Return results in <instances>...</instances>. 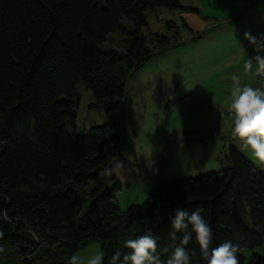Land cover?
Returning a JSON list of instances; mask_svg holds the SVG:
<instances>
[{
    "label": "trees",
    "instance_id": "obj_1",
    "mask_svg": "<svg viewBox=\"0 0 264 264\" xmlns=\"http://www.w3.org/2000/svg\"><path fill=\"white\" fill-rule=\"evenodd\" d=\"M161 8L185 9L179 0H0V264H67L96 243L106 253L103 264H111L116 251H129L124 241L147 228L167 264L180 243L168 235L178 207L205 209L210 248L230 240L239 264H264V167L237 149L223 172L161 182L144 204L125 212L116 194L127 173L100 175L106 166L114 169L124 146L122 106L131 74L184 45L172 20L167 34L145 35L148 13ZM117 32L128 40L124 54L103 50ZM122 64L126 71L109 69ZM82 84L106 117L85 135L75 131ZM186 248L190 264H207L194 236Z\"/></svg>",
    "mask_w": 264,
    "mask_h": 264
},
{
    "label": "rangeland",
    "instance_id": "obj_2",
    "mask_svg": "<svg viewBox=\"0 0 264 264\" xmlns=\"http://www.w3.org/2000/svg\"><path fill=\"white\" fill-rule=\"evenodd\" d=\"M179 1L185 9L161 8L149 12L144 33L150 38L154 33L167 34L166 22L172 20L179 26L184 45L154 57L127 81L122 106L124 146L114 166L115 173H127L122 191L116 194L123 212L144 204L161 182L221 173L230 168L233 148L258 168L264 167L232 138V118L228 112L233 75H239L243 84L264 87L254 70L244 69L252 53L234 52L231 46L224 45L222 36H226L224 28L228 24L214 19L226 12L223 0ZM198 9L200 13L194 11ZM183 20L188 21L190 28L185 27ZM126 24L134 29L131 23ZM213 26L211 36L190 40ZM214 37L220 40L214 43ZM127 44L125 35L117 32L108 37L103 50L124 54ZM109 69L123 72L127 65ZM78 90L81 99L75 131L85 135L93 127L105 125L106 117L86 85H80ZM69 131L74 129L70 127ZM236 204L242 221L253 228L243 199L237 197ZM100 251L102 245L96 243L76 256L86 264L89 257Z\"/></svg>",
    "mask_w": 264,
    "mask_h": 264
},
{
    "label": "clouds",
    "instance_id": "obj_3",
    "mask_svg": "<svg viewBox=\"0 0 264 264\" xmlns=\"http://www.w3.org/2000/svg\"><path fill=\"white\" fill-rule=\"evenodd\" d=\"M244 38L254 52V55H249L244 63L245 71L254 70L256 76L264 77V33L254 36L250 32H245ZM231 81L228 103V112L232 118L231 136L240 142L242 151L250 152L251 157L264 166V87L243 84L239 75H233ZM113 171V168L106 166L100 175L108 177ZM204 211L202 207L191 211L185 207H178L169 216L171 226L169 238L178 239L180 243L167 259V264H190V254L186 246L193 240V236L199 246L201 257L207 261V264H239L238 246L230 240L210 248L213 231L202 215ZM154 215L159 218V207ZM3 218L11 222L6 211L3 213ZM178 233L182 235L178 236ZM32 235L34 239H38L35 232ZM3 236L4 231L0 229V239ZM123 246L129 251L124 254L116 251L111 256V264H162L157 251L158 238L152 233L151 228L145 229L144 234L136 238L126 239ZM0 251H3V248H0ZM105 256L106 253L100 251L89 257L86 264H103ZM67 264H82V262L78 256L72 255Z\"/></svg>",
    "mask_w": 264,
    "mask_h": 264
},
{
    "label": "crops",
    "instance_id": "obj_4",
    "mask_svg": "<svg viewBox=\"0 0 264 264\" xmlns=\"http://www.w3.org/2000/svg\"><path fill=\"white\" fill-rule=\"evenodd\" d=\"M223 3V9L226 12L221 16L214 17V19L215 21H224L225 25L228 24V27L224 28L226 36H222L224 45L231 46L230 48H233L231 50L234 52H245L246 50L254 55L252 46L244 38V34L250 32L252 35L257 36L264 33V0H223ZM199 12L201 11L199 10ZM182 22L186 24V28H190L188 21L183 20ZM213 29H215L214 26L206 28L203 32L192 36L190 40L196 41L194 38L202 34V38L198 40L203 39L205 36H211ZM213 40L216 43L220 39L214 37Z\"/></svg>",
    "mask_w": 264,
    "mask_h": 264
},
{
    "label": "built area",
    "instance_id": "obj_5",
    "mask_svg": "<svg viewBox=\"0 0 264 264\" xmlns=\"http://www.w3.org/2000/svg\"><path fill=\"white\" fill-rule=\"evenodd\" d=\"M261 81L264 83V77H260Z\"/></svg>",
    "mask_w": 264,
    "mask_h": 264
}]
</instances>
